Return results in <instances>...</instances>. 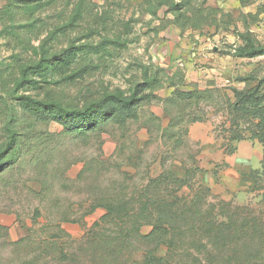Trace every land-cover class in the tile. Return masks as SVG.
<instances>
[{
    "label": "rangeland",
    "instance_id": "rangeland-1",
    "mask_svg": "<svg viewBox=\"0 0 264 264\" xmlns=\"http://www.w3.org/2000/svg\"><path fill=\"white\" fill-rule=\"evenodd\" d=\"M242 34L264 45V0H0V264H264V145L232 110L264 54ZM101 43L14 89L43 44ZM135 90V114L83 131L17 99Z\"/></svg>",
    "mask_w": 264,
    "mask_h": 264
},
{
    "label": "trees",
    "instance_id": "trees-1",
    "mask_svg": "<svg viewBox=\"0 0 264 264\" xmlns=\"http://www.w3.org/2000/svg\"><path fill=\"white\" fill-rule=\"evenodd\" d=\"M81 12V4H79L71 19L57 26L49 35L48 39H55L59 33L65 32L68 28L76 24ZM245 40V46H241L238 50L241 56H257L264 54V45L256 44L249 34H242ZM47 39V40H48ZM99 45L83 44L80 47L70 46L61 53L49 55L47 48L43 44L39 49V60L33 64H26L20 69V77L15 81V90L27 88L37 82L33 76L39 75L47 77L49 73L56 69L62 68L71 63L73 56L76 55L75 50H99ZM254 78L245 77L244 80ZM264 77L258 80L256 86L245 90H234L235 101L232 110L235 116L243 115L256 119L255 130L253 132L256 137L264 145ZM136 90L131 95H125L122 91L107 93L102 98L88 103L83 107H70L63 105L56 100H40L33 98L29 94H20L19 99L21 106L28 112L39 115L49 116L58 120L68 131H83L94 129L101 126L103 122L109 119H121L127 114H135V105L141 100ZM8 146L11 147L15 143V132L9 130ZM7 150L4 149L2 154ZM2 154L0 158H2ZM1 160V159H0Z\"/></svg>",
    "mask_w": 264,
    "mask_h": 264
}]
</instances>
